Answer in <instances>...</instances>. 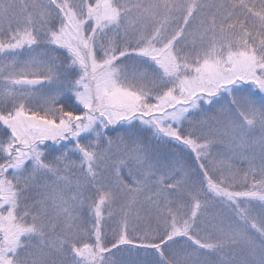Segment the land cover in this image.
<instances>
[{"label":"snow or ice","instance_id":"snow-or-ice-1","mask_svg":"<svg viewBox=\"0 0 264 264\" xmlns=\"http://www.w3.org/2000/svg\"><path fill=\"white\" fill-rule=\"evenodd\" d=\"M0 264H264V0H0Z\"/></svg>","mask_w":264,"mask_h":264}]
</instances>
